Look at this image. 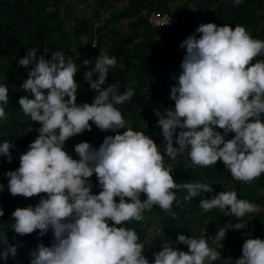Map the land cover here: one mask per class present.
I'll return each instance as SVG.
<instances>
[{
    "label": "clouds",
    "instance_id": "1",
    "mask_svg": "<svg viewBox=\"0 0 264 264\" xmlns=\"http://www.w3.org/2000/svg\"><path fill=\"white\" fill-rule=\"evenodd\" d=\"M242 3L233 0L234 6ZM169 23L171 17L162 25ZM179 47L185 52L169 94L174 107L154 109L164 154L175 160L186 152L189 166H213L221 160L233 179L251 183L264 174V60L256 59L264 54V40L253 38L241 25L233 28L208 22L200 23ZM38 51L28 47L18 60L28 69L21 87L33 95L32 99L21 96L18 103L24 115L39 123L38 135L19 155L18 168L4 175L12 196H39V201L34 206L16 207L10 229L21 236L38 231L41 237L51 229L50 246L37 243L29 253L30 264H150L136 231L121 225L142 221L143 213L153 206L175 219L173 203L180 206L182 201L173 189L186 190L183 201L189 202L202 192L211 193V184L177 183L157 143L145 132L127 126L115 105L130 101L132 88L120 92L119 81L103 87L109 69L117 64L114 55L91 52L82 62L88 69L83 81L94 92L89 104L77 103L75 76L81 65L61 51H52L50 59L45 58L47 52L37 55ZM92 57L94 67L88 59ZM7 90L0 84V105H8ZM6 118L5 108L0 106V120ZM89 121L99 130L115 134L106 135L99 147L87 141L74 145L78 156L74 159L65 142L91 131ZM229 132L235 135L226 140ZM12 148L8 140L0 143V155L9 163ZM93 174L100 187L97 194L91 191ZM141 193L146 198L141 199ZM199 207L204 213L219 209L238 219L258 211L256 204L238 198L235 191L201 199ZM246 225L221 227L215 239L221 242L227 230H242ZM243 234L248 238L234 264H264V239L251 238L250 232ZM176 240L188 251L163 243L160 251L152 253L151 264H205L221 259L220 251L210 247L204 236L178 234ZM0 246H4L0 258L15 256L17 247L8 243L5 233L0 234Z\"/></svg>",
    "mask_w": 264,
    "mask_h": 264
},
{
    "label": "trees",
    "instance_id": "2",
    "mask_svg": "<svg viewBox=\"0 0 264 264\" xmlns=\"http://www.w3.org/2000/svg\"><path fill=\"white\" fill-rule=\"evenodd\" d=\"M117 1L120 0H80L81 6L86 9L88 7L87 11H90L91 4L94 7L92 15L87 12L80 15L81 13L76 12L65 0H0V84L8 87V105H0L7 113V118L0 120V143L8 140L14 145V148L10 149L13 157L11 163L0 155V208L4 211V215L0 216V234L5 233L8 243L17 247L15 256L9 254L6 260L0 258V264H30L29 253L37 243L43 242L45 246H50L53 240L51 229L41 237L38 231L21 236L9 227L13 222L11 213L16 207L29 204L34 206L39 201V196H12L7 190L8 178L4 175L8 170L18 168L19 155L27 151L29 143L38 135L36 129L40 126L38 122L32 121L22 113L18 103L21 96L33 98L30 90L25 91L21 87L27 79L28 69L18 64L19 58L25 56L27 48L31 46L38 48L37 55L47 52L46 59L51 58L52 51H61L81 65L75 76L79 86L77 103L89 104L93 100L94 92L90 90L88 83L83 81V73L88 69L82 65L80 54L84 55L85 60L86 55H90L95 48L92 45L100 49L105 46L102 53L114 55L117 64L109 69L103 87L119 81L120 92L128 87L134 92L130 101L115 105L123 117L129 120V127L134 131L145 132L157 143L159 151L164 155L165 166L174 170L172 174L177 183L211 184V193L202 192L189 202L183 201L186 190L173 189L182 201L180 206L173 203L172 211L177 213L175 219L159 206H153L150 211L143 213L146 220L128 221L121 225L136 231L138 242L145 246L143 254L150 264L154 260L152 253L160 251L163 243H170L176 249L188 251L186 245L177 242L178 234L200 238L205 233L204 238L208 245L221 253V259L209 263L206 261L205 264H234L236 257L242 255L243 242L238 233L240 230H227L225 238L218 242L215 239V230L221 227L247 223L246 228L242 229L244 232H250L251 238L264 239V174L246 184L233 179L221 160L213 166L201 167L189 166L191 160L186 152L178 154L175 160L170 159L164 154L163 136L154 115V109L174 107V101L170 99L169 94L171 86L176 83L175 77L181 71L179 65L185 49L179 47L180 42L193 34L200 23L208 22L218 26L229 24L233 28L241 25L253 38L264 40V0H243L239 6H234L233 0H128L120 10L112 11L103 18L101 11L113 8ZM151 11L169 13L173 16L172 24L150 26L145 14ZM122 20L128 28L120 27L119 22ZM121 25H124V22ZM106 33L109 37L105 36ZM95 57L88 58L90 67L95 65ZM256 59L264 60V54ZM261 118L264 122V114ZM89 124L91 131L85 130L65 142L66 150L74 159H78L74 145L87 141L93 147H99L106 135L115 134L99 130L91 121ZM217 131L223 132L219 128ZM234 135L229 132L225 139H231ZM90 179L93 183L91 191L97 194L100 187L95 174ZM228 183H232L233 188H227ZM221 191H235L238 198L256 204L258 211L248 213L240 219L219 209L204 213L199 207L200 200L210 198ZM144 198L145 195L141 193V199ZM116 199L118 201L119 198ZM153 224H160L162 228L150 243L147 242L146 236ZM3 247L0 246V251ZM226 257L234 260L227 262Z\"/></svg>",
    "mask_w": 264,
    "mask_h": 264
},
{
    "label": "rangeland",
    "instance_id": "3",
    "mask_svg": "<svg viewBox=\"0 0 264 264\" xmlns=\"http://www.w3.org/2000/svg\"><path fill=\"white\" fill-rule=\"evenodd\" d=\"M68 4H70L74 9H75V11L77 12V11H79L81 14L80 15H82L84 12H87V13H90V15H92L93 14V11H94V7H93V5L91 4L90 6H91V8H90V11H87L88 10V7H87V9L86 8H84L83 6H81V4L82 3H80V0H65ZM128 2V0H120V1H117L116 3H114V6H113V8H105L104 10H102L101 11V16L104 18V17H106L110 12H112V11H115V10H120L122 7H123V4H126ZM124 22V25H121L122 23ZM119 24H120V27L121 28H128V27H126V23H125V21L124 20H122V21H120L119 22ZM123 28V29H124ZM139 30L141 31V29L139 28ZM105 36H107V37H109L108 35H107V33L105 34ZM103 49H100V48H97L96 46H95V48H94V50L92 51V53L94 54V55H99V53H102L104 50H105V46H101ZM80 56H81V63L84 61V55L83 54H80ZM125 120H126V122H127V126L129 127L130 126V122H129V120L127 119V118H125ZM104 132V131H103ZM226 187L227 188H233V184L232 183H228L227 185H226ZM161 226L159 227V225H152L151 226V228H149L148 229V231H147V236H146V240H147V242H152V238H155V235L156 234H158L159 232H160V230H161ZM187 229V228H186ZM196 229V228H195ZM239 236L240 235H242V236H240V238H241V240H242V242H244V240L245 239H247L248 237L247 236H245L243 233H245L243 230H240L239 232ZM243 237V238H242ZM243 244V243H242ZM228 259V260H227ZM225 258V260L227 261V262H231L232 261V259H229V258ZM231 260V261H230Z\"/></svg>",
    "mask_w": 264,
    "mask_h": 264
},
{
    "label": "built area",
    "instance_id": "4",
    "mask_svg": "<svg viewBox=\"0 0 264 264\" xmlns=\"http://www.w3.org/2000/svg\"><path fill=\"white\" fill-rule=\"evenodd\" d=\"M145 17L150 26H154V27L161 26L170 17H171V23L162 26H169L172 24V16L169 13H159L156 11H151V12H146Z\"/></svg>",
    "mask_w": 264,
    "mask_h": 264
},
{
    "label": "bare ground",
    "instance_id": "5",
    "mask_svg": "<svg viewBox=\"0 0 264 264\" xmlns=\"http://www.w3.org/2000/svg\"><path fill=\"white\" fill-rule=\"evenodd\" d=\"M200 4H201V3H200ZM175 9H176V8H175ZM216 12H217V11H216ZM172 17H173V16H172ZM174 17H175V16H174ZM202 19H203V17H202ZM202 19L200 18V20H202ZM186 32H187V31H186ZM92 47H93V46H92ZM128 82H129V81H128ZM128 82H127V83H128ZM123 83H124V81H123ZM150 84H151V83H150ZM147 89H148V88H147ZM141 106H142V104H141ZM176 162H177V161H176ZM36 203H37V202H36ZM221 212H222V211H221ZM143 215H144V214H143ZM148 215H149V214H148ZM216 215H217V214H216ZM155 216H156V215H155ZM155 216H154V217H155ZM157 216H158V215H157ZM157 216H156V217H157ZM148 217H149V216H148ZM144 219L146 220V218H144ZM150 219H151V218H150ZM150 219H149V220H150ZM219 219H220V218H219ZM237 219H238V218H237ZM215 220H216V219H215ZM213 221H214V220H213ZM216 221H217V220H216ZM150 222H151V221H150ZM156 222H157V221H156ZM208 222H209V221H208ZM208 222H207V223H208ZM241 222H242V221H241ZM148 223H149V222H148ZM153 223H155V222H153ZM158 223H159V222H158ZM160 223H161V222H160ZM153 225H154V224H153ZM155 225H156V224H155ZM159 225H160V224H159ZM151 226H152V225H151ZM160 226H161V225H160ZM160 226H159V227H160ZM208 226H209V225H208ZM161 227H162V226H161ZM188 227H189V226H188ZM209 228H210V227H209ZM217 228H218V227H217ZM146 229H147V228H146ZM164 229H165V228H164ZM199 230H200V229H199ZM199 230H198V231H199ZM212 230H213V229H212ZM140 232H141V231H140ZM196 232H197V231H196ZM215 232H216V230H215ZM145 233H146V232H145ZM161 233H162V232H161ZM156 235H157V234H156ZM202 236H204V235H202ZM211 236H212V235H211ZM240 236H242V235H240ZM138 237H139V236H138ZM141 237H142V236H141ZM157 238H158V237H157ZM242 238H243V237H242ZM152 239H153V238H152ZM173 239H174V238H173ZM242 240H243V239H242ZM152 242H153V241H152ZM155 243H156V240H155ZM156 244H157V243H156ZM177 244H178V243H177ZM181 244H182V243H181ZM218 245H219V244H218ZM152 246H153V245H152ZM216 247H217V246H216ZM219 249L221 250V248H219ZM181 250H182V249H181ZM226 258H227V257H226ZM236 259H237V257H236ZM227 260H228V259H227ZM233 260H234V259H233ZM233 260H232V261H233ZM222 261H223V260H222ZM230 261H231V260H230ZM208 263H209V262H208ZM232 263H233V262H232Z\"/></svg>",
    "mask_w": 264,
    "mask_h": 264
}]
</instances>
